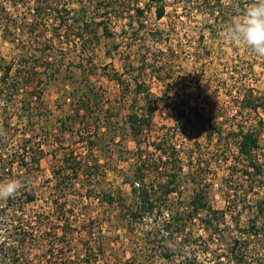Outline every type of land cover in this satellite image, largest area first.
I'll return each instance as SVG.
<instances>
[{"label": "rangeland", "instance_id": "rangeland-1", "mask_svg": "<svg viewBox=\"0 0 264 264\" xmlns=\"http://www.w3.org/2000/svg\"><path fill=\"white\" fill-rule=\"evenodd\" d=\"M0 1L8 9V15L0 19V77L7 65H13L15 71L24 65L30 69L40 65L39 77L23 95L36 88L43 91L32 111L38 116L32 120L37 123L44 151L40 171L30 180L36 201L25 203L21 182L12 206L6 207L7 200H0L4 211L3 216L0 213V264H181L193 254L200 264H217V255L225 250L200 221L210 218L211 212L198 215L185 231L173 235L163 228L172 227L167 211L154 212L138 222L127 216V205L137 201L131 185L133 173L143 161L136 157L138 145L128 120L132 113L150 115L156 109L149 135L141 141L153 144L167 134L180 150L196 141L202 146L193 155L194 165L182 155V173L177 179L182 190L169 197V207L171 201H189L194 185L186 174L197 170L209 185L208 206L216 213L230 214L229 188L224 187L230 166L224 162L230 158L232 167L238 151L236 137L229 133L235 131L232 126L255 124L258 116L264 119L263 111H241L239 104L245 93L264 95V58L242 44L223 41L221 32L254 0H108L113 7L107 9L109 15L98 30L95 45L68 39L70 31L65 30L75 29L73 20L81 18L82 9L92 24L98 23L105 7L97 0H57L68 7L70 14L65 17L71 20L58 38L49 19L36 21L32 11L42 9L41 4ZM160 6L165 13L159 19ZM34 26L39 28L32 35ZM44 58L49 59L45 64L37 60ZM137 84H142L140 92ZM175 94L188 97L195 118L210 119L206 121L210 126L201 127L200 133H178ZM21 101L20 96L10 105V128L5 129L7 136L0 140V147L14 148L24 140L28 119L19 122L16 118L28 114L19 111ZM4 107H0L1 131ZM217 123L224 124L221 137L213 133ZM26 133V137L31 135ZM145 143L140 146L148 149ZM148 150L151 154L153 145ZM244 169L239 167L234 181L235 199L246 203V209L242 205L237 222L226 215L227 223L221 229L227 232V242L239 238L237 226L247 227L253 218L250 205L264 199V189H251V179L241 175ZM57 171L61 174L55 176ZM21 172L16 165L14 177L5 180L20 181ZM146 181L157 184V176L147 175ZM58 188L66 191L61 193ZM219 264L229 263L222 258Z\"/></svg>", "mask_w": 264, "mask_h": 264}, {"label": "trees", "instance_id": "trees-1", "mask_svg": "<svg viewBox=\"0 0 264 264\" xmlns=\"http://www.w3.org/2000/svg\"><path fill=\"white\" fill-rule=\"evenodd\" d=\"M93 2L94 0H89ZM100 6H104V11L100 15L101 20L96 23L92 24V22L86 16V10H81V18L73 20V26L75 29L68 28L65 30L67 33L66 37L68 39H77L82 40L85 44L87 42L91 45H95L96 42L99 41V28L105 26V20L109 15L107 9L109 7H113V5L108 2H104L102 0H97ZM155 2H162L163 0H153ZM38 4H41V8H37L33 10L34 17L37 18V22L49 19L50 22L54 23L53 27V34L58 38L62 33L64 27L69 24L71 21L68 17L70 11L68 7L64 5H59L60 1L57 0H34ZM218 7L221 1H218ZM12 4V3H10ZM14 6L17 8V2L13 3ZM62 6V9H59ZM164 6H160L157 8V18H162L164 16ZM8 9L3 4V1H0V19L3 16L8 15ZM64 13V14H63ZM139 15H143L142 10H138ZM65 15L68 17L66 18ZM44 16H46L44 18ZM50 16V18H48ZM33 26V25H32ZM71 27V25H70ZM39 27L34 26L32 27V35H35L36 30ZM60 31V32H59ZM60 33V34H59ZM160 34V33H158ZM39 38L40 36H35ZM86 46V45H85ZM47 49H44V54L46 53ZM40 62H47V58L37 59ZM46 66V65H45ZM38 67L40 65L33 66L32 69L24 65L21 67L22 69H17L15 71L13 65H7L2 71L3 74L0 77V103L1 106H5L3 108L4 112L3 115H6L3 119V129L0 130V140H4L6 138V131L5 129L10 128L9 122L11 118L7 115L9 114L10 105L15 102V99L20 97L22 101L20 102V109L21 114H30V117L27 115H20L16 118L19 122L24 121V118H27L28 121L25 124L24 132V140L20 142L19 145H15L14 148L12 147H0V181H4L8 177H14L13 175V168L17 165L19 170H23L24 172L19 177V182H21L20 189L23 191V197H26L25 203L30 204L36 201V197L33 191H30L32 188L31 185V177L38 171H40V163L42 160V156L44 155V151L42 149V139L41 137L37 136L36 133V125L37 123L34 122L32 117L38 116L36 112H32L33 109L35 110V106L38 105L42 99L43 91L42 89H33L29 90V94L23 95L25 90H28L31 85L36 81L39 77ZM35 69V70H34ZM16 73H15V72ZM54 76V75H53ZM52 77V75H50ZM120 79L117 78V82ZM41 84V83H37ZM43 85H39L40 87ZM140 88H142V84H137L138 92H140ZM253 93V92H252ZM251 92L249 94H244L240 104L241 111H247L250 113H258L259 110L264 112V95L260 97H254ZM188 97H185L180 94H175V119H176V129L178 133L182 135L192 134L199 132L200 128L209 127L210 124L206 123L207 120L210 119H196L195 115L196 112H193L191 109V103L188 101ZM148 102V101H147ZM37 109V108H36ZM1 110V109H0ZM156 109H153V113ZM38 111V109H37ZM195 111V110H194ZM147 112L142 111V113H132L129 117L128 124L130 130L136 139L138 149L136 150V157L139 158L142 162L138 163L136 169L134 170V175L131 180V185L133 186V193L136 196V205L130 206L127 205V216L131 221H143L145 220L146 216L154 214L161 215L163 212L167 211L169 215V221L172 223L171 225H166L163 228L167 232L173 234H179L180 230L185 231L188 225L195 221L200 214H209L211 212L210 218L201 219L202 226H206V231L210 232L211 238L217 236V243L219 246L223 247L225 253L217 255V264L222 262V258L227 259L229 264H264V199H260L257 201L253 206H251L252 213H254L253 218L250 219L249 224L247 227L240 228L237 226V232L239 233V238L231 240L227 242L224 238L227 232H225L222 227V223H227L226 215H229L231 219L235 222L238 220V216L242 213V205L243 208L246 207V203H240V201L235 199L236 189L235 185L237 184L234 181L235 175L239 172V167L242 166L245 169L241 172V175L247 179H251V189L262 188L264 189V162L261 161L259 158V154L262 153L261 157L264 160V146L262 145V137L263 135V126H264V119L262 117H257L258 121L255 124L251 125H235L232 126L235 128V131H231L229 135L236 137V146H237V155L233 157V166L231 167L230 158L225 159L226 164H229V176L224 186L229 188L227 195L229 198L227 200V204L229 206V213L227 214L226 211H213L208 204L209 198V185L205 182L203 177L198 176L197 170L192 171L190 170L189 174H186V177H189L191 183L194 185V189L192 190L193 194L190 197L188 202H180L175 204V202L171 201L170 207L168 206L169 197L172 195H179V191H181L182 187L180 183H178L179 176L181 175V162L183 160V156L185 160L191 162L193 164V155L197 152H201L202 146L199 141H196L192 147H186L178 149V145L174 142V139L171 137H167V134L162 135L160 140H157L155 143H151L148 141H141L142 137L149 135L150 128L152 125L151 116ZM40 118V117H39ZM41 120V119H39ZM212 126V125H211ZM216 128L214 129L213 133L217 134V136L221 137L224 132V124L217 123L214 125ZM31 132V135L26 137V132ZM41 136V135H40ZM197 140H199V134L195 135ZM39 138V139H37ZM210 141V139H208ZM142 142L145 143V146H148V149L152 148L154 151L149 153L148 149H143ZM180 146V145H179ZM229 147V146H227ZM147 148V147H146ZM187 150V151H185ZM156 153V154H155ZM185 153V155H184ZM147 154V155H146ZM150 156H153L151 159ZM66 164H69L68 159L65 161ZM210 162V161H209ZM209 162L206 163V166H209ZM221 162V159L218 160ZM191 166V165H190ZM189 168V167H188ZM164 171V172H163ZM169 172V173H168ZM172 172V173H171ZM61 172H55V176L60 175ZM150 174L157 176V184L148 183L146 181L147 175ZM75 175L77 176L78 173L76 172ZM161 175V177L159 176ZM70 179H67V181ZM234 187V188H233ZM61 188V186H60ZM58 190H60L58 188ZM230 190L232 195L230 196ZM66 189H62L59 192H65ZM17 199V198H16ZM233 199V201H230ZM109 201L113 202V197L109 196ZM249 203V202H247ZM12 206L13 199H7L6 207L9 205ZM162 204V208L160 207ZM20 205H22L20 203ZM184 207H180V206ZM134 210V207H136ZM22 208V207H20ZM132 208V209H130ZM138 209V210H137ZM246 209V208H244ZM1 215H4V211L0 210ZM63 214L64 213H59ZM217 214V215H216ZM224 221V222H222ZM169 222V223H170ZM175 226V227H174ZM23 230V229H21ZM175 232V233H174ZM185 236V235H184ZM213 239V238H212ZM196 243V241H193ZM201 242V241H200ZM198 244V242L196 243ZM206 243L204 242V245ZM193 246V245H192ZM207 246V244L205 245ZM209 249H207L208 253ZM196 251H194L195 253ZM203 252V251H202ZM206 253V254H207ZM193 254V253H192ZM170 259V255H166ZM181 264H200L197 262V256L192 255L191 258L186 259ZM207 264H214V263H207Z\"/></svg>", "mask_w": 264, "mask_h": 264}, {"label": "clouds", "instance_id": "clouds-1", "mask_svg": "<svg viewBox=\"0 0 264 264\" xmlns=\"http://www.w3.org/2000/svg\"><path fill=\"white\" fill-rule=\"evenodd\" d=\"M221 39L242 44L254 55L264 58V0H254L234 15L221 32ZM19 187L16 179L0 181V200L14 197Z\"/></svg>", "mask_w": 264, "mask_h": 264}]
</instances>
